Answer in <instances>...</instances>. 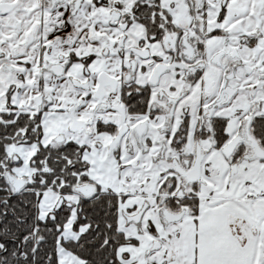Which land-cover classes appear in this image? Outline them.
<instances>
[{"label": "snow or ice", "instance_id": "snow-or-ice-1", "mask_svg": "<svg viewBox=\"0 0 264 264\" xmlns=\"http://www.w3.org/2000/svg\"><path fill=\"white\" fill-rule=\"evenodd\" d=\"M0 264H264V0H0Z\"/></svg>", "mask_w": 264, "mask_h": 264}]
</instances>
